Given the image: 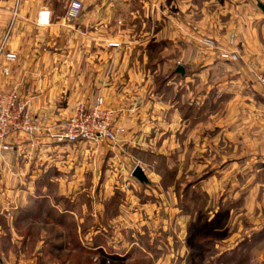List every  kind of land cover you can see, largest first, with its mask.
Returning <instances> with one entry per match:
<instances>
[{
	"label": "crops",
	"instance_id": "1",
	"mask_svg": "<svg viewBox=\"0 0 264 264\" xmlns=\"http://www.w3.org/2000/svg\"><path fill=\"white\" fill-rule=\"evenodd\" d=\"M70 1L0 0V92L20 93L46 124L67 117L75 102L92 103L100 95L123 132L113 144H56L41 134L34 143L22 136L11 140V149L0 147V204L6 219L36 220L56 209L61 219L68 212L60 208L63 189L66 194L74 189L66 195L68 213L80 221L103 220L99 205L108 195L98 201L93 189L108 194L115 184H139L131 173L141 151L169 156L180 149L197 157L194 170L203 174L205 157L212 154L220 161L207 171L215 172L218 184L229 182L232 193L238 179L233 174L239 171L248 182L250 158L259 151L258 160L264 161V140L252 138L264 130L256 80L264 71V11L258 7L264 0H213V12L206 10L205 0H83L78 15L68 18ZM40 3L52 12L46 26L36 22L46 6ZM113 42L117 45H109ZM9 51L17 59L5 75L3 55ZM157 59L161 72L170 69L161 84ZM238 99L245 109L240 114ZM222 101H229L225 115L218 113ZM101 230L103 236L102 225H94L86 238ZM5 251L0 245V264H46L41 252V258H16Z\"/></svg>",
	"mask_w": 264,
	"mask_h": 264
},
{
	"label": "rangeland",
	"instance_id": "2",
	"mask_svg": "<svg viewBox=\"0 0 264 264\" xmlns=\"http://www.w3.org/2000/svg\"><path fill=\"white\" fill-rule=\"evenodd\" d=\"M205 1L206 10L213 12V0ZM157 60L160 70L156 80L161 84L170 69L161 72L162 61ZM228 104L229 101H222L218 113L225 115ZM238 106L239 114L243 113V100L238 99ZM262 133H255L252 138L264 140ZM135 154V162L143 167L150 182L138 181L136 186L124 188L115 184L108 194L105 189L94 188L93 197L98 201L108 195L99 205L103 220L80 221L79 216L76 219L68 213L72 209L65 199L74 194V189L70 193L67 189V194L63 189L60 208L62 213L68 212L61 219L56 209L47 211L43 218L12 222L6 219L5 204H0L2 250L8 249L5 253L11 252L9 255L16 258H29L40 257L41 251L35 248L38 247L46 264H264V161L258 160L259 151L258 156L250 158L249 168L253 169L249 184L241 178V171L234 173L238 179L232 193L229 182L218 184L215 172L207 171L220 161L219 157L213 161L212 154L205 157L204 174L194 170L197 157L182 154L180 149L169 156L144 151ZM63 175L67 177L70 172ZM199 178L207 182H199ZM47 207L50 209L51 205ZM130 214L134 219H128ZM98 223L103 236L101 230L86 238L87 231ZM9 227L16 235H9ZM39 238L43 242L39 243Z\"/></svg>",
	"mask_w": 264,
	"mask_h": 264
},
{
	"label": "built area",
	"instance_id": "3",
	"mask_svg": "<svg viewBox=\"0 0 264 264\" xmlns=\"http://www.w3.org/2000/svg\"><path fill=\"white\" fill-rule=\"evenodd\" d=\"M83 7V0H71L67 10V17L74 18ZM52 12L48 6L37 12L36 22L39 26L50 23ZM206 44L213 46L210 39ZM109 45L116 46L113 42ZM2 73L8 75L9 64L15 62L17 54L9 51L4 53ZM259 85V96L264 101V71L256 75ZM44 119L33 115L27 102L16 91L0 92V147L4 150L12 148L11 140L15 141L22 136L30 143L38 140L41 134L56 144H74L90 142L94 144H113L117 133L123 132L122 127L115 125L114 111L104 105L102 96H97L92 103L75 102L71 113L64 119L53 124H46Z\"/></svg>",
	"mask_w": 264,
	"mask_h": 264
},
{
	"label": "water",
	"instance_id": "4",
	"mask_svg": "<svg viewBox=\"0 0 264 264\" xmlns=\"http://www.w3.org/2000/svg\"><path fill=\"white\" fill-rule=\"evenodd\" d=\"M258 7L264 11V4L259 2ZM176 71L180 73L181 75L184 74V68L180 65L177 66ZM132 176L139 181L141 184H148L149 179L147 178L143 168L140 165H135V167L132 170Z\"/></svg>",
	"mask_w": 264,
	"mask_h": 264
}]
</instances>
